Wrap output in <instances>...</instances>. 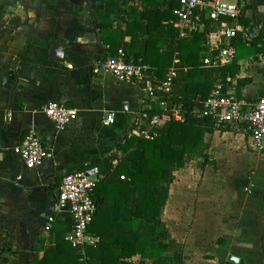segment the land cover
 <instances>
[{"label": "crops", "instance_id": "crops-1", "mask_svg": "<svg viewBox=\"0 0 264 264\" xmlns=\"http://www.w3.org/2000/svg\"><path fill=\"white\" fill-rule=\"evenodd\" d=\"M245 2L235 57L214 67L201 65V33L177 36L178 0H0V264H34L62 242L76 259L68 264H101L102 257L110 264H264V152L201 112L215 84L237 97L264 96V0ZM179 40H198L194 64L181 58ZM54 43L65 45L62 60L50 58ZM119 45L150 66L139 82L92 73ZM175 58L168 103L188 101L187 121L163 111L162 95L144 100L145 87L164 78ZM49 101L76 110L63 129L44 114ZM140 112L161 118L139 120L149 136L140 134ZM110 113L115 120L105 124ZM176 121L189 128L172 136ZM31 126L50 156L29 169L16 148ZM141 139H156L157 150L188 148L160 176L138 177ZM93 166L100 207L87 228L91 239L73 246L69 214L55 213L51 223L47 216L62 176ZM148 236L154 240H141Z\"/></svg>", "mask_w": 264, "mask_h": 264}, {"label": "built area", "instance_id": "built-area-1", "mask_svg": "<svg viewBox=\"0 0 264 264\" xmlns=\"http://www.w3.org/2000/svg\"><path fill=\"white\" fill-rule=\"evenodd\" d=\"M178 2V7L173 11L177 36L190 38L201 33L200 44L204 50L201 65L219 67L233 59L236 53L233 38L240 30L237 20L246 5L245 0L236 2L178 0ZM177 61L175 58L164 78H154L144 89L145 102H149L157 95H162L166 99L163 111L173 119L184 116V108L180 102L172 105L168 103L177 76L175 67ZM149 69L148 64L142 63L139 57L128 55L123 46L119 45L108 56L95 63L92 73L96 75L109 73L119 80L137 83ZM201 112L212 116L220 127H229L236 132L245 133L252 149L264 152V96L254 99L237 97L225 92L220 84H215L202 103ZM75 113L74 108L59 101H49L44 107V114L58 130L71 122ZM141 117H147L150 125L158 124L161 118L159 115L139 113L136 123L138 128L140 127V134L149 136L150 132L139 124ZM114 120V113H110L105 117L104 123L111 124ZM16 153L21 164L32 169L44 163L50 156V148L42 140L39 130L31 126L23 134ZM99 173L100 168L93 166L64 174L57 188L51 212L47 216L48 223H51L54 221L55 213L66 211L69 214L71 229L67 239L73 246L90 238L87 228L97 210L93 194Z\"/></svg>", "mask_w": 264, "mask_h": 264}, {"label": "trees", "instance_id": "trees-1", "mask_svg": "<svg viewBox=\"0 0 264 264\" xmlns=\"http://www.w3.org/2000/svg\"><path fill=\"white\" fill-rule=\"evenodd\" d=\"M201 37V36H200ZM199 37V40H200ZM198 40H179L178 45V51L181 56V58L186 62H192L195 63L194 59L198 56V53L202 52V47L198 46ZM139 57V56H135ZM141 62L144 64L145 61L139 57ZM184 108V116L187 121L189 114L185 113V110L188 112L190 111V104L186 100L180 101ZM174 122V126L172 127L170 131V135L173 136L176 132L181 133L182 130H185L189 128V125L187 122ZM157 142L156 139L154 140H148V139H141L138 142V145L143 147L144 155L143 157L138 161V166L140 168V171L136 174L138 177L143 176H151V177H158L160 176L161 172L164 170L169 169L170 162L173 161L178 155L182 156L184 153L187 152L188 146L185 145L184 150L176 151V150H162V149H156L154 148V144ZM97 208L100 207L99 203L96 202ZM141 240H146L148 242L153 241V236H148L146 238H142ZM67 242L59 243L56 250L48 253L43 257L42 259L34 262V264H68L72 261H74L73 256V250L70 248ZM98 248H105L103 246V243H99ZM97 253H102L99 249L97 250ZM158 254V251L155 253ZM67 258V259H66ZM76 261V259H75ZM76 264H84L83 262H75ZM101 264H110V262L105 261V258L102 257V263Z\"/></svg>", "mask_w": 264, "mask_h": 264}, {"label": "water", "instance_id": "water-1", "mask_svg": "<svg viewBox=\"0 0 264 264\" xmlns=\"http://www.w3.org/2000/svg\"><path fill=\"white\" fill-rule=\"evenodd\" d=\"M64 49L65 45L62 43L52 44L50 48V58L55 60H62L64 58ZM230 260L236 262V258H234L233 256H231Z\"/></svg>", "mask_w": 264, "mask_h": 264}]
</instances>
